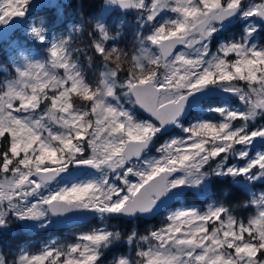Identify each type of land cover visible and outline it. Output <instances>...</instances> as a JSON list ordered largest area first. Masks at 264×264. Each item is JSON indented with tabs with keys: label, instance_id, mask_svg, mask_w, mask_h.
<instances>
[{
	"label": "snow or ice",
	"instance_id": "snow-or-ice-1",
	"mask_svg": "<svg viewBox=\"0 0 264 264\" xmlns=\"http://www.w3.org/2000/svg\"><path fill=\"white\" fill-rule=\"evenodd\" d=\"M31 2L7 0V8L0 6V25L24 17ZM106 6L134 9L142 19L141 54L132 57L139 73L120 80V64L105 63L101 86L93 89L73 58L77 29L49 40L43 26L33 25L30 37L47 45L46 59L28 52L15 62V75L0 82V230L8 228L10 217L41 228L69 213H91L101 221L74 243L46 245L38 253L22 250L11 264H104L105 252L122 240L120 232L109 230L110 218L155 214L186 190L206 195L214 177H231L238 185L243 178L256 208L247 224L223 204L203 212L177 208L167 215V227L127 236L135 258L121 254L110 264H264V192L249 188L264 182V151L251 154L255 144L264 145V125H249L264 117V46L256 43L264 0H106ZM165 12L173 18L160 19ZM233 17L246 22L239 40L221 42L212 52L214 36ZM110 31L102 18L95 19L90 44L105 62L121 59L115 46L106 45L115 39ZM234 80L246 82L247 90ZM212 89L237 97L244 110L210 108L218 121L184 128L181 117L190 100ZM73 95L89 102L86 110L74 107ZM125 103L151 119H137ZM237 119L243 123L234 127ZM170 125L188 135L166 141L157 149L161 156L149 158L150 145ZM83 168L95 169L99 179L61 183L62 174ZM0 264H8L3 256Z\"/></svg>",
	"mask_w": 264,
	"mask_h": 264
},
{
	"label": "trees",
	"instance_id": "trees-1",
	"mask_svg": "<svg viewBox=\"0 0 264 264\" xmlns=\"http://www.w3.org/2000/svg\"><path fill=\"white\" fill-rule=\"evenodd\" d=\"M104 2L105 0H62L57 5L43 6L31 13L23 27L11 35L7 42L0 45V82L15 75L14 59L19 50L37 52V48L34 46L35 43L27 40L25 31H23L25 26L33 21L37 22L38 25L40 24V27L43 26L49 40L53 37H67L76 28L77 31L73 34V48L78 49V54L75 56H79L81 61L88 57L91 63V70L96 75L100 66L105 65L107 62H104L101 59L102 57L94 52L90 41L96 38L91 33L95 30V19L100 16L104 8ZM261 26V29L258 30L260 32L259 44L264 46V25ZM107 27L111 29V36H116L117 32L119 33L120 31L121 35L130 38L131 36L135 37L139 24L132 12L121 13V11L116 9L109 16ZM243 30L244 26L240 22L228 25L216 33L212 43L214 45L217 42L221 43L232 39L238 40ZM24 43L27 44L24 46ZM118 47L120 46H116L119 50ZM213 101L219 104L224 100L218 98ZM137 114L140 118H143L139 113ZM208 117H211V115H208ZM260 122L264 124V118ZM259 188L260 191L264 190V183H254L250 189L257 191ZM180 203L183 206L198 208L202 211L206 210L210 204H223L239 221H246L256 213L255 205L250 204L249 193L245 191L243 186L234 184L231 177L222 179L214 177L208 186L206 195L189 190ZM9 219L8 229L0 233V251L8 263H11L14 257L18 259L22 250L29 253H38L52 240H56L58 245L71 243L75 240L74 235L90 232L96 225H101V222L93 221L85 226L78 224L64 230H56L52 227L43 230L26 231L23 229V225L15 218L10 217ZM113 223H117L122 228L123 236L131 234L133 231L139 236L147 235L164 225L161 217H158L155 221L138 220L137 222H127L115 220ZM121 247L119 246L118 249ZM116 252L119 251L116 250ZM124 252L126 253V250L120 253Z\"/></svg>",
	"mask_w": 264,
	"mask_h": 264
},
{
	"label": "rangeland",
	"instance_id": "rangeland-1",
	"mask_svg": "<svg viewBox=\"0 0 264 264\" xmlns=\"http://www.w3.org/2000/svg\"><path fill=\"white\" fill-rule=\"evenodd\" d=\"M60 1L62 0H32V2L30 3V6L27 10V12L25 13L24 15V18H25V23H26V20L27 18H29V16L31 15V13L35 12L37 9L43 7V6H54V5H57ZM247 2V0H246ZM252 2H259V0H252ZM0 6H3L5 8H7V0H0ZM118 10V7H115V6H112V7H108L106 6V0L104 2V8L100 14V16L98 18H102L103 19V22L104 24L107 26L108 25V22H109V16L112 15V12H115V10ZM131 12L134 14V17L136 18L138 24H139V29L138 31H144V29H141L140 25H141V22H142V19L141 17H139L138 13L136 10H131ZM122 13V12H121ZM174 14L173 13H170V12H165V13H162L161 14V17L160 19H167V18H173ZM159 19V18H158ZM237 22H240L243 24V26L245 27V24L246 22L239 19V18H236L234 21L228 23V24H225L224 27L221 28V30H223L224 28H226L228 25H231V24H234V23H237ZM24 23V24H25ZM10 24V23H9ZM8 24V25H9ZM23 24V25H24ZM8 25H0V27H6ZM37 26V27H40V24L38 25L37 22H32L28 25L25 26L24 30L25 31V35L27 36V40L31 41L32 43H35V47L37 48V52H33V51H29V50H19V53L17 54V56L15 57L14 59V67L16 66L15 65V62H19L21 60V58L26 55L28 52H31L32 55H33V58L34 59H37V60H43V59H46L47 57V51H46V47L47 45L45 46H40L38 45L31 37H30V28L31 26ZM261 25H264V24H258L257 25V30H260L261 29ZM23 27V26H22ZM21 27V28H22ZM220 30V31H221ZM145 34H146V30H145ZM115 37L114 40H109L106 42V45L107 47H112V46H120L118 47L119 48V52L121 54V59L119 61H116L115 58L113 57V60L110 61V62H107L109 63V67H115V65L117 63L120 64V71H119V78L120 80H124L125 78H127V76L129 75V73H139V69H136L134 67V64H133V61H132V57L133 56H139L141 53H140V43H139V39H138V32L136 33L135 37L134 36H131L130 38L129 37H125L124 35H121L120 31L119 33L117 32V35L116 36H113ZM54 38V37H53ZM240 38V37H239ZM238 38V40H239ZM52 39V38H51ZM50 39V40H51ZM214 40V38H213ZM212 40V42H213ZM260 42V38L258 36L257 38V41L256 43L258 45ZM25 44L27 43H24L23 45L25 46ZM117 44V45H116ZM220 42H217L216 44L213 45V43L211 44V49H212V52H215L216 49L218 48ZM153 51H155V47L153 46ZM183 50V49H182ZM76 54H78V51L74 52L73 54V58L77 61L78 63V66L80 67L81 69V74L84 76L85 78V82L89 84L90 87H92L93 89H95L96 87H99L101 86V81L103 79V72L105 71V68H104V64L100 66V69L98 70V73L95 75L92 70H91V63H90V60L88 59V57L84 60V61H81L79 58V56H75ZM103 60V58H101ZM104 61V60H103ZM105 62V61H104ZM150 68H154L155 66L154 65H151L149 66ZM61 73L63 72L62 69L59 70ZM158 72L159 73H163L164 72V69L163 67L159 68L158 69ZM121 73V74H120ZM233 84L237 85L238 87H242L244 88L245 90H247V84L246 82L244 81H239V80H234L232 81ZM120 89H117V92L118 94L120 93ZM213 92V91H222L220 89H212V90H206V92ZM225 101H223V104L219 105L220 106H223V107H229L231 109H234V110H237V111H242L244 110L245 108V105L235 96L231 95V94H228L225 96ZM255 99V97H254ZM72 100H73V103H74V107L76 108H80L82 110H86V106L89 102H85L83 101L82 99L76 97L75 95H73L72 97ZM121 102H123V97H121ZM115 103V102H113ZM218 103H215L212 105L211 108H215V107H218L217 105ZM125 108L128 109L129 111L133 112L135 114V117L137 119H140V120H145V118H140V116L137 114V112L135 111L136 107L133 108L131 105L125 103ZM210 108L208 109H200L199 106H196L194 108V112H198V113H193V117L196 119L193 120L192 123L190 124H186V123H182V126L184 128H187L189 126H191L192 124L198 122L199 120H205V121H218L220 118H219V114L218 113H215L211 116V118H207V117H204L202 116L201 114H208L210 115V111H209ZM199 114V116H198ZM198 117V118H196ZM264 117H257V120L255 122H249V125H250V130L254 127H259V126H262L264 125L263 123H261L260 121L263 120ZM243 123L242 120H235L233 121V126L234 127H237L239 126V124ZM175 133H173L172 135L168 136V137H161L159 138L160 140H157L155 143H154V146L147 152V156L149 158L151 157H156V158H159L161 156V153L157 151L158 148H160L166 141H169L173 138H179V137H185L187 136L188 134L187 133H184L182 132L181 128L179 127H176V130L174 131ZM162 141V142H161ZM210 145H206V147H208ZM236 147H240L239 145H237ZM257 151H264L263 148H260V149H253L251 150V154L252 155H255V153ZM223 155V154H221ZM219 159V157L217 158ZM231 163L233 164H237V165H242L243 164V161H239V160H232ZM253 171H255V169H253ZM100 173L97 172L96 170L93 172H87V168H83V169H80V170H77L75 172H73V175L72 176H68V174L66 176H64V180L65 181H61V183H64L68 180H71V181H76V180H91V179H99L100 177ZM114 175V174H113ZM179 175V174H177ZM133 182H135L137 180L136 177H132L130 176L129 177ZM242 183L239 184L241 186L244 187V183H243V178H240ZM117 185L118 186H122L120 185V182L119 181H116ZM255 183H264V182H255ZM253 184H249V188H251ZM53 187H55V181L53 182ZM208 189V188H207ZM251 190V189H250ZM251 192L253 193H256L257 195H259L260 193L264 192V190H261L260 191V188L257 190V191H254V190H251ZM198 193V192H197ZM181 204V203H180ZM213 205V204H212ZM209 206V205H208ZM189 208L191 209L190 207H187V206H183L182 204L179 205L178 207H175L174 209H170L168 211H166L165 213H163L160 217L162 218V220L164 221V225L162 227H160L158 230H160L161 228L163 227H167L168 225V221L166 220V217L167 215L172 212V211H175L177 208ZM196 209V208H195ZM201 212L203 211H206V210H200V209H197ZM256 215V213H255ZM255 215L249 217L246 221H243V220H240L242 222H244L245 224H247V221L251 218H253ZM139 219H136L132 222H135ZM236 220L238 222H240L237 218ZM18 221V220H17ZM94 221H97V222H101L98 218H96ZM114 220H109L107 221V226L109 228V230H112V231H118L121 233V237H122V240L120 242H118L116 245H114L110 250L106 251L105 252V255L102 257L103 261H104V264H110V261L114 258V256H119L121 254L123 255H129L131 254L133 256V258H135V253H134V250L132 248H130L127 243H126V240H127V236L130 235V234H127L125 236H123L124 234L122 233V228L119 227V225L116 223L114 224L113 223ZM21 223V225H23V229L26 230V231H36V230H43V229H46V228H52L54 226V221L53 219L51 220V223L48 224V226L46 228H41L39 226L38 223H31V224H27L25 222H21V221H18ZM218 223V222H216ZM88 224H91V222H88ZM78 225V224H76ZM85 226V225H84ZM99 227L98 225H96V227L92 228V229H95ZM211 227H212V222H209L208 224V228L209 230H211ZM8 229V228H7ZM6 229V230H7ZM2 231H5V230H0V233ZM182 231H183V228H182ZM84 233H87V232H84ZM79 234H76L74 235L75 237V240L72 241L71 243H74L76 242V237L78 236ZM53 242H55V244H53ZM67 244H70V243H65V244H61V245H67ZM46 245H52V246H60V244L58 245V242L56 240H52L50 241L48 244ZM45 245V246H46ZM119 246L121 247L120 249ZM119 251V252H116ZM126 250V253H120L122 251ZM0 256H3L1 251H0ZM19 258V257H18ZM8 264H11V263H8Z\"/></svg>",
	"mask_w": 264,
	"mask_h": 264
},
{
	"label": "water",
	"instance_id": "water-1",
	"mask_svg": "<svg viewBox=\"0 0 264 264\" xmlns=\"http://www.w3.org/2000/svg\"><path fill=\"white\" fill-rule=\"evenodd\" d=\"M119 11L123 12V13H130L131 10H123L118 8ZM237 17H233L231 19V21L235 20ZM230 21V22H231ZM25 23V18L24 17H12V21L10 22V24L6 27H0V45L7 42L9 40V38L11 37V35H13L18 29H20L23 24ZM225 23H229V21H225ZM182 46H179L177 48V51L182 50ZM228 94L224 93L223 91H215V92H205V93H201L198 94L197 97L193 98L190 100L189 106L186 107L184 114L181 117V120H184L188 117V115L191 113L193 106L202 101L205 98H209V97H215V96H226ZM136 109L138 111V113H140L142 116H144L147 119H151V117L148 115V113L144 112L142 109L139 108V106H136ZM175 125H170L167 127L166 130H162L161 134H159L160 136H166V135H170L174 129H175ZM158 139H155L153 144L150 145L149 150L154 146V143L157 141ZM260 148H264V145H260V144H255L253 146V149H260ZM148 150V151H149ZM88 172H94L95 169H91V168H87ZM179 173H176V175ZM67 173L62 174V176H66ZM59 179V178H57ZM188 190L184 191L182 196L180 197H173L171 199H168L165 201L164 205H161V208L152 215H147V216H143V215H138L137 217H112L110 219L113 218H117V219H126L128 221H133L137 218H143L147 221H152L154 218L158 217L159 215L163 214L166 210H168L169 208H171L172 206H174L176 203H178L186 194H187ZM96 216L88 213V214H66L65 216L62 217H53V221H54V226L53 228L56 230H61V229H68L72 226H74L75 224L78 223H87L92 221L93 219H95Z\"/></svg>",
	"mask_w": 264,
	"mask_h": 264
},
{
	"label": "flooded vegetation",
	"instance_id": "flooded-vegetation-1",
	"mask_svg": "<svg viewBox=\"0 0 264 264\" xmlns=\"http://www.w3.org/2000/svg\"><path fill=\"white\" fill-rule=\"evenodd\" d=\"M199 107H207V106H211V102L209 100L203 101L200 105H198Z\"/></svg>",
	"mask_w": 264,
	"mask_h": 264
}]
</instances>
